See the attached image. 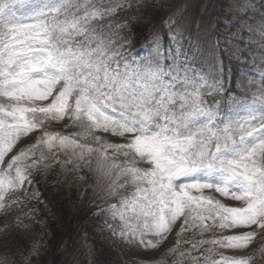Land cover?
Here are the masks:
<instances>
[{"label": "snow or ice", "instance_id": "snow-or-ice-1", "mask_svg": "<svg viewBox=\"0 0 264 264\" xmlns=\"http://www.w3.org/2000/svg\"><path fill=\"white\" fill-rule=\"evenodd\" d=\"M146 7L0 0V264H40L38 243L21 250L29 223L10 215L50 171L90 185L102 230L142 261L264 264V12L241 29L239 70L209 73L174 46L179 25L170 46L132 51Z\"/></svg>", "mask_w": 264, "mask_h": 264}, {"label": "rangeland", "instance_id": "rangeland-1", "mask_svg": "<svg viewBox=\"0 0 264 264\" xmlns=\"http://www.w3.org/2000/svg\"><path fill=\"white\" fill-rule=\"evenodd\" d=\"M151 2L162 6L165 11L159 28L150 42L161 37V44L170 46L167 39L171 30L170 24L179 25L177 30L183 34V39L179 45L174 46L178 51L182 50L189 61L195 60L202 68L206 66L209 73L213 64H222L225 70H239L238 61L242 53L237 49L243 48V44L240 43L241 37L246 38L248 35L246 31L242 33L241 29L253 22L259 23V17L264 12V0H249L248 6L255 5L257 11L252 16L244 18H241L244 9L239 5L246 0H151ZM159 6L150 4L147 8L154 10ZM147 20L145 18L143 22H148ZM150 42L141 43L140 40L134 39L132 51L141 50L143 55H147ZM208 45L215 49L214 54L206 51ZM184 56L181 59H184ZM243 56L254 58L256 53L245 49ZM256 82L248 86L253 91L259 83V75L256 76ZM245 91L251 97L248 88ZM232 98L233 93L228 92L226 86L225 91L216 96L215 100L218 101V105L224 103V108L219 107L226 109ZM38 179L39 183L34 184L31 191H38L39 198L23 203L24 197H21L22 209L19 204L15 206L10 218L15 221L19 216L29 223V229L20 237L23 244L21 250L25 247L30 249L33 244L38 243L40 256L37 259L40 264H99L98 249L106 251L110 256L118 251V254L112 256L113 264H158L159 256L156 260L149 258L142 261L132 254V249L127 244L112 238L107 229L102 230L103 220L93 215L95 206L90 202L93 195L90 185L85 187L82 181L65 182V178L58 171H50L47 175L39 174ZM60 179L62 186L58 184ZM95 180L96 178L92 177L93 183ZM99 190L97 188V191ZM43 193L47 202L43 199ZM74 210L82 213L78 212L80 215L73 218V214L76 213ZM8 218L0 212V221ZM66 235L70 241H67L68 246L66 242L62 243ZM58 243L61 244L59 248ZM72 243L73 248L70 249ZM51 245H56L57 249H52ZM225 254L237 255V252L232 250L226 251Z\"/></svg>", "mask_w": 264, "mask_h": 264}, {"label": "trees", "instance_id": "trees-1", "mask_svg": "<svg viewBox=\"0 0 264 264\" xmlns=\"http://www.w3.org/2000/svg\"><path fill=\"white\" fill-rule=\"evenodd\" d=\"M153 6H159V5H156V4H153ZM159 7H162V6H159ZM163 9L162 8H155L154 10H148V8L146 7L145 8V11L144 13L141 14V18L138 20V21H134L133 24H134V27H133V30H132V40L134 39H137V40H140L141 42L147 40L149 38V36L153 34V32L158 28V26L160 25V21H161V18L163 16ZM147 18L148 22H143V19ZM146 36L148 37L146 39ZM60 186H62L61 182H59ZM74 213L73 214V218H76L80 215V213L78 212H81L82 211H75L74 210ZM69 241V237L68 235H66L63 239H62V243H65L67 246H68V243L70 242H67ZM83 243V242H82ZM61 246L60 243H58V247L59 248ZM51 248L52 249H57L56 248V245H51ZM70 249L73 248V243L71 244V246L69 247ZM98 251V256L100 254V257L98 259V262L99 264L101 262H103L102 264H109V263H105V262H111L110 264H113L112 262V256H114V254H116L118 251H115L112 256L108 255V253H106V251H101L100 249L97 250ZM96 252V251H95ZM118 254V253H117Z\"/></svg>", "mask_w": 264, "mask_h": 264}]
</instances>
